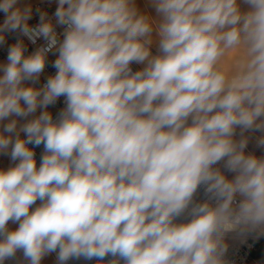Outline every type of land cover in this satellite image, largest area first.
Returning a JSON list of instances; mask_svg holds the SVG:
<instances>
[{"label": "clouds", "instance_id": "1", "mask_svg": "<svg viewBox=\"0 0 264 264\" xmlns=\"http://www.w3.org/2000/svg\"><path fill=\"white\" fill-rule=\"evenodd\" d=\"M243 3L246 12L238 0H152L157 23L134 0H58V42L47 13L32 27L31 8L0 0V44L17 30L46 41L28 56L22 41L9 48L0 121L66 98L58 122L43 111L21 126L26 140L16 119L3 129L14 143L0 133V152L12 145L20 160L0 171V264L18 250L29 264L53 252L58 264L108 255L118 258L110 264H226L227 234L264 235V157L245 153L244 136L264 132V0ZM53 49L55 76L23 86ZM235 49L242 55L226 67ZM132 62L147 66L132 73ZM28 144L44 145L39 169ZM222 160L232 179L214 167ZM201 185L208 200L194 204ZM185 212L190 222H173Z\"/></svg>", "mask_w": 264, "mask_h": 264}, {"label": "built area", "instance_id": "2", "mask_svg": "<svg viewBox=\"0 0 264 264\" xmlns=\"http://www.w3.org/2000/svg\"><path fill=\"white\" fill-rule=\"evenodd\" d=\"M31 19L28 21L29 25L35 27L40 22V12L47 13V17L54 25L55 31L57 33L58 42H62L64 38V31L66 26L56 24L55 11L57 6H54L52 3L43 1L33 4L31 7ZM6 18V14L0 13V24H3ZM4 43L0 44V61L8 62L7 56L9 48L22 41L26 49L24 55L28 56L33 54L40 47L46 46V41L41 37L36 40L35 43H32L26 36H23L19 30L17 31H6L4 32ZM58 51L53 49L48 52L46 55L45 68L40 74L38 80L33 83L37 89L42 88L48 81L50 77L55 76L57 69L53 67L55 60L58 58ZM132 73L140 71L138 66L132 62L130 64ZM32 82V81H31ZM65 97L61 96L57 98L54 104H50V114L53 118V122H58L59 114L65 109ZM23 139H27V134H25ZM27 147L34 152V160L36 162V167L39 169L42 163V156L45 153L44 145L41 144L36 146L34 144H28ZM20 163V160L17 159L14 161V167ZM215 167V166H214ZM237 201L240 200V197H236ZM208 200V196L205 194V186L201 185L197 192L194 194L193 203H203ZM42 201L37 199V201L30 207V212L34 211L38 206H40ZM215 202L213 201V204ZM192 205L189 206V209ZM191 216L187 212L177 217L173 222L176 224L190 222ZM226 239L229 240L227 243V251L225 253L224 259L226 264H264V235L258 234L256 232L249 233L247 235H238L236 233H229L226 236ZM56 264L57 253H50ZM116 257L111 255L106 256L103 260L93 258L91 260L84 259L83 257L79 259H70L67 261V264H110V262ZM120 264H124V261L121 259Z\"/></svg>", "mask_w": 264, "mask_h": 264}, {"label": "crops", "instance_id": "3", "mask_svg": "<svg viewBox=\"0 0 264 264\" xmlns=\"http://www.w3.org/2000/svg\"><path fill=\"white\" fill-rule=\"evenodd\" d=\"M43 1H47V2L50 1V2H52L53 5H56V6L58 5V0H17V4L14 6V8H20V9L30 8L33 4H35L37 2H43ZM134 2H137V3L142 2V7L137 8L140 14L147 15L151 20H153L157 23L160 21L161 17L156 12L155 7L152 4V0H134ZM238 3H239V6H240V9L242 12H246L249 10V6L245 3H243V0H238ZM158 39L159 38L154 31L153 32V44L150 47L157 49V51H158V47H159ZM158 54H159V51H158ZM241 55H242V51L240 49H235L232 52H230L224 61L225 66L229 67V68L234 66V64L236 63V61L238 60V58ZM3 62L4 61H0V66L6 64V62H4V63ZM136 66H138V64H136ZM138 68L140 69L139 66H138ZM0 75H3L2 70H0ZM189 121L191 122V119H189ZM189 124H191V123H189ZM19 125H21V124L17 123V128L19 127ZM17 131H19V130H17ZM19 133L20 134H26L23 131H19ZM14 134L15 133L10 134V135H12V137H13ZM244 136L247 137V139H248L247 146L245 148V153L246 154H254L258 158L264 157V147H259V146L255 145V144L258 145L257 141L259 140L260 137L264 136V132L247 131L244 133ZM234 139L235 140L241 139L239 128L236 129V134L234 136ZM10 153H11V145L9 146L7 153L0 152V171L8 170V168L14 162V161H12V163H11L12 159L10 157L11 156ZM214 166L216 168H219L223 174H225V171H228L225 168V161L224 160L218 162V164H216ZM18 227H19V222L14 223L10 220L7 224L8 231H15L18 229ZM2 238L3 237H0V239H2ZM11 259L5 260L4 264H7V263L8 264H29V262L24 259L22 250H18L15 257L11 258ZM41 264H56V262L54 261V259L52 258V256L50 254H47L42 258Z\"/></svg>", "mask_w": 264, "mask_h": 264}, {"label": "rangeland", "instance_id": "4", "mask_svg": "<svg viewBox=\"0 0 264 264\" xmlns=\"http://www.w3.org/2000/svg\"><path fill=\"white\" fill-rule=\"evenodd\" d=\"M48 2H50V1H48ZM50 3H52V2H50ZM134 4H135L136 8H138V7L141 8V7H142V2H139V3L134 2ZM150 52H151V55H152V56L158 55V51H157V49H155V48H151V47H150ZM137 64H138V63H137ZM138 65H139V67H140L141 69H143V68H145V67L147 66V62H145V63H143V64H138ZM22 83H23V86H25V87H34V86H32V85H31L29 82H27V81H23ZM34 88H36V87H34ZM21 103H23V101H21ZM48 107H49V106H47V108H48ZM47 108H46V109H47ZM43 109H45V108H40V107H38L35 113H32V114H30L28 117H26V118L23 119V121H22V123H21L20 126L24 125V124L27 123L29 120H32V119L38 117V116L40 115V113H41V110H43ZM5 122H6V120L0 121V125H1L2 123L4 124ZM17 130H19V129H17ZM19 136H20L21 139H23L24 136H25V134H20V133H19ZM14 141H15V134L13 135V143H14ZM255 145L258 146L257 144H255ZM11 147H12V145H11ZM12 161H13V160H11V163H12ZM9 164H10V163H9ZM12 164H13V163H12ZM9 168H11V166H10ZM9 168H8V169H9ZM224 175H225L228 179H232V178L234 177L235 173H232V172H230V171H225V174H224ZM226 243H229V240L226 239Z\"/></svg>", "mask_w": 264, "mask_h": 264}, {"label": "bare ground", "instance_id": "5", "mask_svg": "<svg viewBox=\"0 0 264 264\" xmlns=\"http://www.w3.org/2000/svg\"><path fill=\"white\" fill-rule=\"evenodd\" d=\"M54 6H56V5H54ZM57 7H58V5H57ZM0 13H2V14H5L3 11H0ZM2 63V62H1ZM4 63V62H3ZM134 64H135V62H134ZM137 64V63H136ZM139 66V65H138ZM140 70H141V68H140ZM27 82H29L32 86H34L35 87V85L33 84V82H31V81H27ZM49 106V105H48ZM43 111H48L49 113H50V111H51V108H50V106L47 108V109H43V110H41V113L43 112ZM40 113V114H41ZM11 119H16L17 120V123L18 124H21L22 123V120H23V118H18V117H15V116H10L9 118H7V119H5L6 120V122L3 124H1L0 125V133H2L3 135H5V136H8V135H10L9 133H6V132H4L3 131V129H4V126L11 120ZM189 123H191L190 121H188ZM21 127H20V125H19V127L17 128V129H20ZM11 157V156H10ZM12 167H14V162H13V164L11 165V168ZM12 260V259H11ZM15 260V259H14ZM7 262V261H6ZM14 262V261H13ZM21 262V261H20ZM8 264V263H7Z\"/></svg>", "mask_w": 264, "mask_h": 264}]
</instances>
